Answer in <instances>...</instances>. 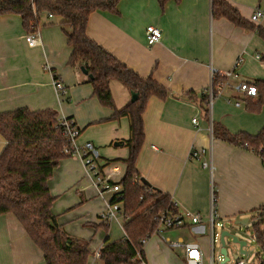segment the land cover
<instances>
[{"label": "crops", "instance_id": "1", "mask_svg": "<svg viewBox=\"0 0 264 264\" xmlns=\"http://www.w3.org/2000/svg\"><path fill=\"white\" fill-rule=\"evenodd\" d=\"M227 1L247 22L256 10L264 11V0ZM118 10L119 14L94 12L87 25L88 37L169 91L166 99L151 98L144 112L145 141L136 163L139 178L168 195L179 214L190 212L202 220L197 225L186 220L180 228L156 231L144 242V264H188L187 252L173 246L176 243L199 245L202 264H216L223 256L221 245L216 253L220 238L212 243L213 193L219 224L248 218L264 205L261 157L213 133L215 126L232 135H257L264 129V106L251 112L247 106H254L257 97L237 90L240 83L264 80V65L256 58L264 59V40L254 30L214 18L211 0H171L164 6L159 0H120ZM255 25L264 28V18ZM148 26L163 34L151 47L146 42ZM64 29L61 17L42 13L34 32L38 42L31 47L26 41L31 33L24 29L22 18L0 16V112L52 109L59 118H73L80 130L78 144L92 142L103 164L125 160L129 120H111L113 110L101 105L92 85L84 83L83 72L69 65L73 49ZM239 60V78L228 80L212 107L206 106L203 97L213 74L222 80ZM55 77L66 87L65 96L57 92ZM111 91L118 109L131 102V92L120 82L113 81ZM6 145L0 134V154ZM194 150L206 153L192 158ZM205 162L213 169L204 168ZM109 164L118 165L125 175L124 163ZM49 182L57 225L70 237L89 244V264H103L94 254L107 239L115 242L125 236L121 214L110 222L101 218L114 194L101 192L83 161L74 156L60 161ZM0 264H46L44 253L13 214L0 216Z\"/></svg>", "mask_w": 264, "mask_h": 264}, {"label": "trees", "instance_id": "2", "mask_svg": "<svg viewBox=\"0 0 264 264\" xmlns=\"http://www.w3.org/2000/svg\"><path fill=\"white\" fill-rule=\"evenodd\" d=\"M159 1L164 6L171 0ZM119 2L0 0V16L19 15L28 33L38 30L42 13L61 17L66 25L64 31L68 43L73 49L69 65L79 70L83 67L92 75V78L85 75L84 83L92 85L93 93L101 105L113 110L111 120H129L130 137L125 141L129 150L128 158L107 162H122L126 165V173L120 181L121 191L110 200L112 204L122 205L126 219L123 227L125 236L115 242L107 239L100 249V260L103 264H144V242L157 231L158 217L163 213L179 214L168 195L134 182L136 178L141 180L136 163L145 141L143 115L147 104L153 97L166 99L169 91L152 77L143 78L88 37L90 16L96 11L119 14ZM211 2L214 18H224L235 26L254 30L264 40V28L245 21L227 0ZM113 81L120 82L131 93H137L138 99L118 109L111 91ZM253 84L258 91V101L247 108L257 113L264 106V80ZM203 102L208 106L206 94ZM58 119V113L52 109L32 111L24 108L0 112V134L7 142L0 154V216L13 214L17 218L44 253L46 264H89V244L65 233L51 212L54 197L48 183L60 161L67 156L64 150L69 146ZM213 133L231 144L255 152L264 163V129L257 135H232L226 129L220 130L215 126ZM253 215L255 239L264 248V205L255 210Z\"/></svg>", "mask_w": 264, "mask_h": 264}, {"label": "built area", "instance_id": "3", "mask_svg": "<svg viewBox=\"0 0 264 264\" xmlns=\"http://www.w3.org/2000/svg\"><path fill=\"white\" fill-rule=\"evenodd\" d=\"M49 17H53V15L49 14ZM264 18V11L258 9L253 12L250 22L253 24H257L259 20ZM163 37L162 31L155 26H148L146 29V42L148 46H153L161 41ZM26 41L29 46L34 47L37 45L38 38L37 33H31L26 36ZM257 60H260L264 65V59L261 55L256 56ZM242 60H239L235 69L231 72H227L223 74L221 77L222 80H217L215 78V74H213L211 84L205 89V94L208 96V106L212 107V104L216 97L220 96L223 88L228 85V80L230 79H238L239 74L237 73V69L240 66ZM54 83L57 92L59 95L65 96L67 94L66 87L62 83L60 79L57 77L54 78ZM237 90L248 97H256L257 96V88L254 84L240 83L237 86ZM238 106L240 104H237ZM60 127L63 129L64 134L67 137L69 142V146H67L64 150V154L67 156H74L80 158L88 172L93 175L95 179V184L97 188L101 192H111L113 194H117L121 191L120 181L124 178V174L122 173L120 167L118 165L110 166L109 163L103 164L99 150L93 145L92 142H87L84 145H80L77 142V139L80 136V130L77 128L75 122L73 120H69L68 117H62L58 119ZM194 124H198L197 119L193 120ZM75 124V126H74ZM212 130V129H211ZM206 153L205 150H194L191 153L192 158H198L200 155H204ZM204 168L213 169V165L208 162L203 163ZM135 183H141V180L136 178L134 180ZM216 196L212 195V208L209 216V223L211 227L212 233V243L214 244L220 238V235L216 232V227L222 226L221 224L216 222ZM123 209L120 204H112L109 202L107 210L102 214L101 218L104 222H110L116 218V215H123ZM186 220H189L192 225H197L202 222L200 215H194L190 212H185L184 214H168L163 213L158 217L159 227L157 232H161L162 230H169L180 228L185 225ZM126 221V219H125ZM173 246H180L187 252V261L188 264H202V252L200 251L199 245L197 244H185L182 245L180 243L173 244ZM95 258L100 259L101 254L100 250H98L94 254ZM236 264H245L242 260H237Z\"/></svg>", "mask_w": 264, "mask_h": 264}, {"label": "rangeland", "instance_id": "4", "mask_svg": "<svg viewBox=\"0 0 264 264\" xmlns=\"http://www.w3.org/2000/svg\"><path fill=\"white\" fill-rule=\"evenodd\" d=\"M254 215H250L248 218L239 219V220H231L230 224L226 221H222L221 225L216 227V232L221 235L223 231H228L234 236L238 237L240 241L246 242V246L244 247L245 255H240V248L238 244H234L231 241V238H226V248L228 253L229 261L225 264H236L237 259L236 255L240 256V260L244 261L245 264H262L264 263V248H262L257 240L255 239V233L253 230V224L255 220L253 219ZM248 220L247 224L244 225H236V221L240 220ZM264 229V225H263ZM220 242L216 245V253L219 254L218 250L220 247ZM223 261V257L216 264H221Z\"/></svg>", "mask_w": 264, "mask_h": 264}, {"label": "water", "instance_id": "5", "mask_svg": "<svg viewBox=\"0 0 264 264\" xmlns=\"http://www.w3.org/2000/svg\"><path fill=\"white\" fill-rule=\"evenodd\" d=\"M82 72L84 75L86 76H89L90 78H92V75H89L88 71L82 67ZM138 99V94L137 93H131V102H135L136 100ZM115 145L116 146H119V145H123L122 142H115ZM141 183L147 187H152L149 182L142 178L141 179ZM48 185H50V182L48 183ZM248 223V220H240V221H236L235 224L236 225H244V224H247ZM226 238H231V241L232 243L234 244H238L239 245V248H240V255H245L246 252L244 251V247L246 246V242H243V241H240L238 237L234 236L233 234H231L230 232L228 231H223L220 235V244H221V255L223 256V261H222V264H225L226 262L229 261V258H228V253H227V248H226V245H227V242H226ZM235 258L237 260H240V256L239 255H236Z\"/></svg>", "mask_w": 264, "mask_h": 264}]
</instances>
